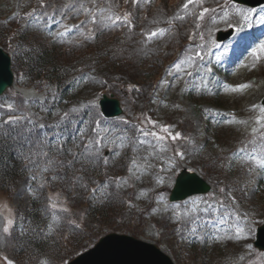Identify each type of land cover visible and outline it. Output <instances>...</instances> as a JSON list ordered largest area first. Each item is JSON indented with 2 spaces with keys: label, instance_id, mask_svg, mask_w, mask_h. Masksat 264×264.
I'll return each instance as SVG.
<instances>
[{
  "label": "rangeland",
  "instance_id": "1",
  "mask_svg": "<svg viewBox=\"0 0 264 264\" xmlns=\"http://www.w3.org/2000/svg\"><path fill=\"white\" fill-rule=\"evenodd\" d=\"M19 1L13 0L12 7L15 8ZM71 1L74 11L81 12V16L87 13L92 20L96 15L102 17L111 12L100 0H86L87 4L82 8ZM184 1L157 2L161 8L171 10L179 8ZM4 2L0 0V6ZM197 3L199 9H207L201 14L203 17H198L202 26L207 27L203 31L191 27L189 32L185 31V39L180 38V41L197 44V37L202 38L206 56H198L200 63L195 65L189 59L190 53L181 51L165 68L164 84L153 92L151 113L136 112V108L126 102L125 118L94 126L97 131L90 138L93 141L91 151L107 152L108 166L104 170L110 175L108 181H82L81 178L78 189L71 188L72 193L67 194L60 188L47 186L46 168L41 167L44 164L40 162L41 168L20 178L12 192L0 189V264H9V261L11 264H65L69 256L64 249L69 250L68 245L79 239L84 226L87 230L92 220L85 208L87 201L105 202L112 188V191L118 190L120 196L112 206L119 218L110 217L109 224L98 223L96 227L91 222L96 236L109 231L129 233L157 244L176 264H264V251L253 246L256 227L264 224V167L249 158L256 156L264 160V155H256L253 150L244 148V143L257 137L264 145V113L260 111L264 107L261 104L264 50L260 48L264 44V3L256 7L230 4L227 0H197ZM203 14H208L210 20L207 21ZM236 18L234 35L214 42L215 31L230 27ZM71 26L72 19L65 18L63 27L69 29ZM167 42L175 48L177 35ZM241 45L247 46L244 52ZM177 51L174 50V55ZM177 64L179 68L175 67ZM20 83L24 86L19 88L17 85L12 89L29 94L30 83L24 81V77ZM209 93H216L218 97H208ZM4 95L0 96V117L4 116L7 121L21 116L9 99L10 94ZM72 105L75 106V102ZM257 117L261 118L259 122ZM128 123H131L129 132L133 138L130 143L121 129ZM97 139L99 144L94 143ZM129 146L131 153L121 157ZM68 150L76 152L81 147L75 145ZM184 166L203 176L212 184L213 190L180 202H169L168 192L175 174ZM47 176L52 178L51 184L57 180L51 173ZM82 186L86 187V192ZM38 188L45 191L49 205L48 215L44 213L48 218V229L41 233L50 234L64 221L68 222V227L61 233L59 228L53 231L60 233L57 234L59 242L53 246L59 251L54 258L40 259V255H35L29 261V253L20 242L25 232L19 229L27 230V212L38 197ZM9 220L11 225H8ZM5 226L9 228L7 233L3 231ZM238 228L242 230L239 233Z\"/></svg>",
  "mask_w": 264,
  "mask_h": 264
},
{
  "label": "trees",
  "instance_id": "2",
  "mask_svg": "<svg viewBox=\"0 0 264 264\" xmlns=\"http://www.w3.org/2000/svg\"><path fill=\"white\" fill-rule=\"evenodd\" d=\"M44 1L50 0H23L18 11H11L12 0H5L0 6V46L12 54L14 72H23L29 82H33L37 87L53 89L54 94L59 95L58 98L46 99L44 103L37 104L38 119H36L38 114L34 113L14 123L0 122V189L9 193L16 188L21 177L41 167H45L46 171L57 179L54 184L50 181L47 186L50 189L60 188L67 194L72 193L71 188L78 189L81 178L82 181L92 182L100 177L110 178V175L105 173L104 162L96 153H93L94 161L88 162L82 155L83 150L76 152L68 150V147H73L79 139L75 136L78 130L76 125L79 122L71 120L77 116L78 119L81 117L86 119L85 109L77 104L72 105L74 98L77 100L82 95L90 94V98L85 99H92L104 92L114 93L121 102L125 104L127 102L137 111L149 112L153 110V105L150 104L151 91L156 84L158 85L161 68L174 51L170 46L157 51L145 44L144 25L150 19V13L155 12L151 10L154 7L161 8L160 3H153L155 2L153 0L146 6L136 0L137 9L141 10L142 23L139 11L134 13L132 19L131 12L127 14V4L131 0H124L126 6L123 5L122 12L117 16L127 15L128 21L121 19L112 24L107 20L98 19L92 26L94 32H88L70 43L59 44L61 41H56L52 46H47L35 43L33 39L31 40L33 43H27L28 36L22 33L20 23L30 11L37 9ZM75 82L80 83L81 93L77 92L75 96L70 97L68 92ZM71 109H76L78 115L72 116L74 113ZM89 110H86L89 113V121L85 130L88 137L92 136L90 133L94 126L90 116L95 113L91 110L97 113L91 105ZM39 119L43 121L44 126L39 127L41 122ZM48 121H52L50 126L46 124ZM43 129H46V135ZM40 162L44 164L41 167L38 166ZM82 187L86 192V187ZM112 190L113 188L103 203L94 204L87 201L88 205L85 208L92 220L87 230L84 226V232L79 239L68 245L69 250L64 249L69 258L91 245L100 236L99 234L96 236L91 222L95 223L96 227L98 223L109 224L110 217L119 218L112 206L116 205V199L120 196L118 190ZM39 193L27 212V230L19 229L20 232H25L20 242L29 253L27 256L29 261L31 256L35 255H40V259L54 258L59 253L55 247L53 248L54 243L59 242L58 235L68 227L67 221H64L56 228H59V234L57 231L53 232L56 229L50 234L41 233L46 229L47 219L44 213L47 209V199L43 188ZM62 237L63 234L60 235V239Z\"/></svg>",
  "mask_w": 264,
  "mask_h": 264
},
{
  "label": "water",
  "instance_id": "3",
  "mask_svg": "<svg viewBox=\"0 0 264 264\" xmlns=\"http://www.w3.org/2000/svg\"><path fill=\"white\" fill-rule=\"evenodd\" d=\"M254 6L264 0H236ZM12 83L10 57L0 48V93ZM102 112L115 115L121 112L116 98L103 95L99 101ZM264 104V98L262 100ZM210 190V185L196 172L183 168L175 179L170 200L182 199L195 192ZM254 245L264 249V224L258 226ZM66 264H174L157 245L118 232H108L88 250L78 254Z\"/></svg>",
  "mask_w": 264,
  "mask_h": 264
},
{
  "label": "snow or ice",
  "instance_id": "4",
  "mask_svg": "<svg viewBox=\"0 0 264 264\" xmlns=\"http://www.w3.org/2000/svg\"><path fill=\"white\" fill-rule=\"evenodd\" d=\"M134 2H135V0H134ZM84 11H88V9H84ZM204 11H207V9H205ZM246 19H247V17H245ZM106 19H108V20H111V22H112V24H115L117 21H119V20H121V19H123L124 21H128V16L127 15H125L124 17H120V16H117L116 18H115V20H113L112 19V17L111 16H109V17H107ZM93 21L95 22V17H93ZM164 32H165V30L164 29H158V30H154V31H152V32H150V33H148L147 34V37H148V39H151V38H153V37H156L157 35H164ZM62 34V33H61ZM260 48H261V50H264V44H262L261 46H260ZM254 52H255V50H254ZM179 64H177V65H175V67H177V68H179ZM239 87H244V85H240ZM233 90H235V89H233ZM9 107H11L10 105H9ZM76 109H73V111H75ZM260 111L262 112V113H264V107H262L261 109H260ZM261 118L260 117H257V121L259 122V120H260ZM11 122H15L14 120L13 121H11ZM167 129H165V131H166ZM92 131L93 132H95V131H97V129H92ZM103 131L104 132H107L108 131V129H103ZM253 131H255V129H253ZM84 133H85V130L84 129H80V137H81V139H84ZM144 135H148V133H144ZM153 135H155V133H153ZM176 136L178 137L179 136V133H177L176 134ZM175 138V137H174ZM92 143H93V141L90 139L89 140V143L88 144H85L84 145V152H83V157H84V159L86 160V161H88V162H93L94 161V159H95V156H94V154L92 153V151H91V146H92ZM94 143H96V144H99L100 143V140L99 139H97V140H95L94 141ZM252 161H254V162H256V163H258L260 166H262V167H264V160H261V159H258L256 156H251V157H249ZM105 163H107V159H105ZM133 163L135 164V161H133ZM130 171H131V169H130ZM105 187H107V185H105ZM12 224V221L11 220H9L8 221V225H11ZM3 231L5 232V233H7L8 231H9V228H8V226H5L4 228H3ZM242 230L241 229H237V232L239 233V232H241ZM240 237L239 236H237V239H239ZM9 264H11V261H9Z\"/></svg>",
  "mask_w": 264,
  "mask_h": 264
}]
</instances>
